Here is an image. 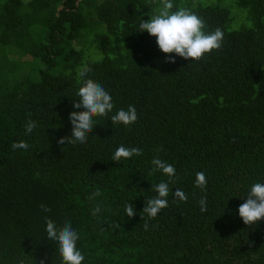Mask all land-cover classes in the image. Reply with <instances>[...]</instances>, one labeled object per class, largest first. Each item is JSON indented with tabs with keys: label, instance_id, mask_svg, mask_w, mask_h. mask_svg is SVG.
I'll use <instances>...</instances> for the list:
<instances>
[{
	"label": "trees",
	"instance_id": "obj_1",
	"mask_svg": "<svg viewBox=\"0 0 264 264\" xmlns=\"http://www.w3.org/2000/svg\"><path fill=\"white\" fill-rule=\"evenodd\" d=\"M172 3L202 18L206 33L220 28L222 47L199 61L163 53L138 31L156 0H0V46L11 48L0 55V264H63L46 217L57 229L71 222L82 264H264V219L248 226L239 216L251 186L264 183V0ZM85 37L95 50L79 45ZM27 56L33 61L23 63H37L21 75ZM85 66L114 108L94 117L86 144L61 145L70 113L85 110L74 108ZM130 105L137 121L113 125L111 116ZM29 121L36 127L26 134ZM19 141L27 150L11 147ZM120 146L143 154L116 163ZM154 158L175 167L169 188L187 201L170 194L145 230L146 200L168 180L150 175ZM197 172L206 175L204 191Z\"/></svg>",
	"mask_w": 264,
	"mask_h": 264
},
{
	"label": "clouds",
	"instance_id": "obj_2",
	"mask_svg": "<svg viewBox=\"0 0 264 264\" xmlns=\"http://www.w3.org/2000/svg\"><path fill=\"white\" fill-rule=\"evenodd\" d=\"M159 7L156 14L151 16L148 21L142 20L138 31L147 32L156 38L159 49L165 54H175L185 60L199 61L205 54H211L213 50H219L222 47L223 31L216 28L210 33L204 31L206 24L204 20L198 17L185 7H179L172 11L174 4L172 0H156ZM167 62L175 63L174 57L169 56ZM91 71L89 67H82L78 70V78L83 81L77 95L79 99L74 103V108H83L84 111H73L69 119L72 124L71 136L62 137L58 143L63 145L65 142L71 145L77 143L86 144L89 134L96 125L94 117H107L114 108L111 95L105 88L91 78H86ZM113 125L123 124L130 126L138 119L137 110L134 105H130L127 110L120 109L115 115L111 116ZM36 127L35 121H29L26 124V134H30ZM11 147L15 149H25L29 147L26 141L13 142ZM143 154L142 149L118 147L112 160L119 163L121 160H127ZM153 168L150 175L162 172L168 177L167 182L161 181L153 185L152 191L155 196L146 200V206L142 210L144 228L148 230V220L155 219L161 210L169 206L168 197L171 194L173 203L186 202L187 196L181 189L173 193L169 184L175 182L176 169L173 165L154 158L151 162ZM195 187L202 191L207 188L206 175L203 172H197ZM101 195L100 192L93 193L90 199ZM201 212L207 211V197L203 196L199 200ZM44 211H50L45 205H41ZM101 211L100 205H95L92 215L96 216ZM126 215L131 218L136 215L133 204L130 202L125 205ZM239 216L245 225L252 226L264 219V183H255L251 186L246 196V200L239 206ZM46 219L47 239L58 242V252L62 258L63 264H82L85 257L77 247V241L80 239L78 232L72 227L71 222H66L62 228L57 229L55 223ZM40 264H45L44 260Z\"/></svg>",
	"mask_w": 264,
	"mask_h": 264
},
{
	"label": "rangeland",
	"instance_id": "obj_3",
	"mask_svg": "<svg viewBox=\"0 0 264 264\" xmlns=\"http://www.w3.org/2000/svg\"><path fill=\"white\" fill-rule=\"evenodd\" d=\"M213 1H219L220 3H223V4H230L231 2H234V0H207V2H213ZM234 13L237 14V15H240V17H242V12L240 9L234 7ZM90 30V27L87 28L86 31ZM91 37H85L83 40H81L80 44L79 45H85L87 46L86 48L87 49H90V50H95V45L91 42ZM76 43L78 44L79 41H76ZM73 44L75 45V42L73 41ZM11 49L10 47H2L0 46V55L3 54V52H5V49ZM7 49V50H8ZM9 56H11L9 54ZM14 58V61L15 63H18L20 59L18 58H15V57H12ZM23 61H33V58L30 56H27V59H23L21 63H19L21 66H18V69H19V73L22 75V74H26L27 72H29L30 74L33 72V69L32 68H35V63L37 62H32V63H28V64H25L23 63Z\"/></svg>",
	"mask_w": 264,
	"mask_h": 264
}]
</instances>
